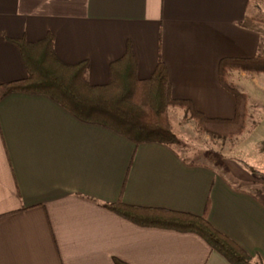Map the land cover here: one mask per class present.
Masks as SVG:
<instances>
[{"label": "crops", "instance_id": "0c3cea01", "mask_svg": "<svg viewBox=\"0 0 264 264\" xmlns=\"http://www.w3.org/2000/svg\"><path fill=\"white\" fill-rule=\"evenodd\" d=\"M48 34L61 61L88 62L90 85L109 83L130 43L138 79L162 62L174 99L232 119L218 66L264 55V0H0V85L26 77L13 41ZM229 75L248 98L243 152L264 137V73ZM241 161L190 162L174 146L81 122L46 96L10 93L0 99V264H230L196 234L140 227L102 207L117 202L205 214L264 264V174Z\"/></svg>", "mask_w": 264, "mask_h": 264}, {"label": "trees", "instance_id": "16d2710c", "mask_svg": "<svg viewBox=\"0 0 264 264\" xmlns=\"http://www.w3.org/2000/svg\"><path fill=\"white\" fill-rule=\"evenodd\" d=\"M13 43L20 52L26 77L0 85V99L13 92L46 96L79 121L107 128L136 145L159 143L170 148L179 145L180 140L169 119L170 108L182 109L201 135L213 139H233L242 135L247 126L248 98L230 81V71L264 73V55L261 53L251 59H222L218 66L219 83L234 97L235 112L232 119H212L197 111L190 101L172 97L162 62L149 78L138 79L130 43L123 56L110 64L109 83L100 86L88 83L87 61L71 65L57 57L51 34L36 43L24 39ZM240 164L255 177L261 174L243 161ZM102 207L140 227L196 234L230 264H262L253 262L242 248L218 232L205 214L197 216L121 202L103 204ZM114 264L127 263L114 259Z\"/></svg>", "mask_w": 264, "mask_h": 264}, {"label": "rangeland", "instance_id": "374dc122", "mask_svg": "<svg viewBox=\"0 0 264 264\" xmlns=\"http://www.w3.org/2000/svg\"><path fill=\"white\" fill-rule=\"evenodd\" d=\"M183 113L179 108L169 110L170 122L180 140L179 145L174 147L182 157L190 162L210 165L220 163L222 158L236 157L264 174V137L255 140L240 152L238 150L240 139L237 137L213 139L201 135L196 130L194 122L184 111Z\"/></svg>", "mask_w": 264, "mask_h": 264}]
</instances>
